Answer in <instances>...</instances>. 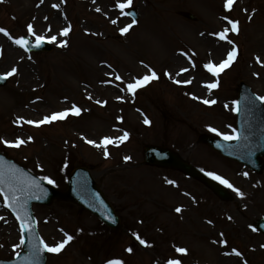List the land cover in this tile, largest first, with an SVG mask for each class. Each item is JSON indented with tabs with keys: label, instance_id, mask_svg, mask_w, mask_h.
<instances>
[{
	"label": "rangeland",
	"instance_id": "374dc122",
	"mask_svg": "<svg viewBox=\"0 0 264 264\" xmlns=\"http://www.w3.org/2000/svg\"><path fill=\"white\" fill-rule=\"evenodd\" d=\"M40 2L0 0V27L9 32L8 36L0 33V74L7 72L3 69L5 57L2 56L7 46L26 56L36 77L34 89L28 92L18 89L16 72L7 76L6 84L0 86V151L36 176L50 177L54 181L51 185L59 189L65 188L73 169L87 168L121 220V228L111 230L68 201L34 205L33 215L41 239L54 245L65 238V232L73 237L59 253L49 252L46 264H106L109 259H118L122 264H167L169 259L179 260L180 264H193L190 259H196L195 264H224L220 254L226 252L237 259L226 258L229 262L225 264H264V236L254 230L255 220L264 217V202L254 200L257 188L264 197V172L255 174L198 141L200 134L233 133L238 81L243 80L259 97H264V0H236L229 9L224 7L225 0H132L130 5L127 0L116 2L115 11L132 25V32L139 37L144 20L154 19L151 50L160 53L159 56L165 51L167 56L164 60L159 57L158 63L152 54L146 53L133 66L119 52L127 36L117 34L98 14L89 13L85 3L78 4L77 0H55V3L64 16L63 26L69 28V39L76 35L74 40L82 44L83 51L72 50L71 46L57 48L54 41L48 42L49 51L41 52H28L15 44L13 40L20 36L32 41L36 36H48L49 29L43 28V24L32 25L34 34L27 30L31 23L30 10ZM118 3L125 7L121 9ZM129 8L137 13L135 24L125 15ZM183 11L196 16V20L181 16ZM45 15L49 19L52 14ZM229 20L238 22L237 34L231 31ZM224 28L229 31L226 39H221L215 33ZM214 36L219 40L214 41ZM215 42L221 47L218 51L213 48ZM233 44L237 52L232 63L216 75L210 73L204 65L209 61L218 65L226 59ZM172 55H177L173 65L187 69L194 77L193 85H179L176 81L184 78L168 74L166 68L171 66ZM98 65L108 77L95 81ZM151 71H155L156 79L134 92L118 96L116 90L128 84L127 77L133 76L129 82L132 83L150 75ZM117 76L121 79H116ZM211 82H216L217 87L209 89L207 84ZM114 96L126 101L116 102ZM193 96L199 98L194 101L200 104H191ZM203 99L215 103L204 104ZM29 100L36 115L21 117L18 132L13 133L17 124L8 110L14 103ZM61 101H68L69 107L79 102L77 107L89 111L80 117L67 115L37 129L26 122L39 119L44 114L39 112L44 109L61 111L65 105ZM89 116L97 117L96 126L91 129L97 130L98 136L107 135L106 132L122 136L126 131L127 139L101 148L87 146L72 130L90 121ZM152 120L160 124L158 137L151 135ZM17 138L24 141L19 147L3 143L15 142ZM153 143L177 151L207 174L214 172L223 177L244 195L238 196L224 184L231 192V199L220 201L208 188L178 171L144 165L142 148ZM105 149L108 156L104 155ZM156 179H162L166 185L162 181H158L162 187L150 185ZM177 207L181 209L179 213ZM181 214H184L183 222L176 221L182 222V226L173 223L174 216ZM0 218V258L8 260L21 250L22 233L5 210L1 195ZM137 235L145 244L137 240ZM173 236L183 239L177 243L186 249L184 253L177 252L179 247L169 243ZM214 237L221 248L215 245ZM13 245L19 247L13 248Z\"/></svg>",
	"mask_w": 264,
	"mask_h": 264
},
{
	"label": "bare ground",
	"instance_id": "6f19581e",
	"mask_svg": "<svg viewBox=\"0 0 264 264\" xmlns=\"http://www.w3.org/2000/svg\"><path fill=\"white\" fill-rule=\"evenodd\" d=\"M81 1L85 3L86 9L89 13L98 14L100 18L104 22H106L108 25H110L117 34L125 35V37L127 36L126 40L123 43H121L119 47V52L123 53V57L125 58V61L129 66H133L134 61H136L138 58H142L144 54L146 53L149 55L152 54L154 58L158 61V63L160 62L158 59L159 57H163V60L165 57H167L165 56L166 55L165 51H164L163 56H159L160 53L153 52L151 50L150 39H152L155 35L154 34L151 35V30H150L151 26L148 23V21H146L139 29L141 37L137 36V34L135 35L134 32H132L133 31L132 27L128 28L126 32L121 33L120 29L127 26L126 21L120 18V15L118 14V12L115 11L116 2H119L121 0H111L109 3H105L104 0H81ZM53 5H56L55 0H41L39 6H35L30 10L29 21L31 22L32 25L36 24L37 26H39L43 24V28L44 27L48 28L49 29L48 37L46 36L44 37H46L47 40H51L50 37L54 36L56 39L53 41L56 43L57 48H64L65 46L66 47L71 46L72 50H75L78 52L83 51L82 44H79L78 41L74 40L76 35H74L69 40L65 39L67 38V34L66 35L62 34V31H61L64 29V26H63L64 16L61 12H58L57 7H54ZM97 9H100V10L97 11ZM45 14H52V15L48 19V17ZM113 21H115V23H113ZM169 23L172 24L170 21ZM214 48L217 49L218 51L221 47L214 46ZM5 50L6 52H4V54L2 55L5 57V60L3 62V69H5V71H9L12 67H15L17 69L15 77H16V85L17 87H19L18 89L21 92H28V91L33 90L34 89L33 87L35 86L36 77L34 76V74L32 73L30 69V64H27L28 61L25 60L26 56L22 53L20 54L18 51L10 47H7V46L5 47ZM174 58H177V55H172L171 57V60H170L171 66H168L169 68H166L167 69L166 71L168 72V74L170 76H173L174 78L177 76H181V79L184 78L183 81H190L189 83H186V84L193 85L195 82L194 77L190 75L187 69L181 66L175 67L173 65ZM166 63H168V61H166ZM124 66L126 65L124 64ZM165 66H163L162 69H164ZM182 69H185L186 71H181ZM95 73L97 75V78L95 79V81H98L99 79L103 80L108 77L107 73L103 71V68L100 65H98V67L96 68ZM132 77H127L128 78L126 79L127 83H129L132 80ZM207 81H205V83H207ZM116 91H117L118 96H121L127 93L128 92L127 85L123 86L122 89H118ZM94 92H97L96 88H94ZM82 93L84 96H89V95H86V94H89L87 92L86 94L84 92ZM118 96L117 97L114 96L117 99L116 102L122 103L126 101V100H119L122 97H118ZM192 98L193 99L191 101L193 102L191 104H194V105L200 104V102H197V100L194 101V99H199V98H196L194 96ZM64 103L65 105H62L61 107L63 110L68 108V106L66 105V103L68 104V101H65ZM80 109H81L80 113L81 112L84 113L88 111L87 109H84V108H80ZM10 111H11V118L17 122L22 120L18 118H21V117L25 118L28 116L30 117L31 115L33 117L36 115L34 111V106L31 103V101H27V102L22 101L20 103H14L12 107H10ZM43 111H47V110L44 109ZM43 111L39 112V114L41 113L49 114L48 111L47 112H43ZM150 127H151V135L158 137L157 134H160V129H161L160 124L157 121L152 120V122L150 123ZM78 130H81V129H78ZM106 133L108 137L112 136L113 138H115V137L121 136L120 133H114L113 135H110L109 132H106ZM82 134L84 137H77V138L84 140V138L86 137L89 139H93V141H96L97 143H99V140H98L99 138L97 135L98 133L95 132V136L92 137L93 136L92 133L89 132L87 129H84L82 131ZM158 181H162V179H159V180L156 179L153 181L156 183L151 182L150 185H153V187H157V188L162 187V183ZM256 191H257V194L254 198L255 202L257 203L264 202V197L261 193L260 188H257ZM10 239H12V236L10 237ZM10 243L11 241L9 242V244ZM217 246L220 247V245H217Z\"/></svg>",
	"mask_w": 264,
	"mask_h": 264
},
{
	"label": "snow or ice",
	"instance_id": "6c2138e0",
	"mask_svg": "<svg viewBox=\"0 0 264 264\" xmlns=\"http://www.w3.org/2000/svg\"><path fill=\"white\" fill-rule=\"evenodd\" d=\"M132 2V0H127V4L130 5ZM233 4V0H225V4H224V7L226 9H229ZM54 7H58V5H53ZM118 7H120L121 9H123L125 7V4L123 3H118L117 4ZM100 9H97V11H99ZM131 13H129L130 15ZM224 19H228L227 16L224 17ZM229 24H231V31L232 32H237L238 31V22L235 21V20H229L228 21ZM113 23H115V21H113ZM136 23V20H133L132 21V24H135ZM132 25L129 24L127 26H125L124 28H121L120 31L121 33L123 32H126L128 30V28H130ZM27 30L29 33H33V26L31 23H29L27 25ZM229 29L228 28H224L222 31L220 32H217L215 33V35L219 36L221 39H226V36H227V33H228ZM68 32V28H65L63 29L62 31V34H67ZM0 33H3L4 35L8 36L9 35V32L3 28V27H0ZM34 34V33H33ZM44 37L43 36H36V46H39L40 43H42L44 41ZM51 40H55L56 38L53 36V37H50ZM13 42L17 45H20L21 47H25L26 44L28 43L27 40H25V38L23 36H20L16 39L13 40ZM229 44H232V41L229 40L228 41ZM236 47L235 45L233 44V46L231 47V49L227 52V57L226 59L222 60L218 65L217 64H213L211 61H209L208 63H206L204 65V67L210 72L212 73L213 75H216L217 73L223 71L226 67H228L232 61L235 59L236 57ZM258 62H259V58H257ZM17 71V69L15 67H12L9 71L3 73V74H0V79H4L5 77L7 76H11L12 74H14L15 72ZM181 71H186L185 69H182ZM157 78V75L155 73V71H151V74L148 75H144L143 77L139 78V79H136L134 82L132 83H128L127 84V90L129 92H134L136 89L146 85L147 83H149L151 80L153 79H156ZM116 79H121L119 76L116 77ZM177 83H181V81H176ZM190 81H183V83H189ZM207 87L209 89H212V88H215L217 87V83L216 82H211V83H208L207 84ZM260 100H264V97H259ZM204 104H214L215 101L214 100H210V99H203L202 101ZM97 103H100L99 101H97ZM235 104V101L233 102ZM80 111L81 109L79 107H77L75 104L72 105V107L70 109H66L64 111H61V112H53L50 116H45L43 118V120H40V121H32V120H29L27 121V123L29 124H42V123H45V122H52L56 119H63L65 118L69 112H71L72 114H75V115H79L80 114ZM233 111H236L235 108H233ZM18 119H22V118H18ZM119 119V117H118ZM145 123H149V121L147 120V118H145L144 120ZM211 131L213 132H216L217 129L215 128H210ZM221 135H223V138L225 140H230V139H237L238 137L236 136L235 134V130H233V133L231 135H229L228 133H221ZM128 137V133L125 131L123 133L122 136H118V137H108V136H105V137H102L100 142L97 143L96 141H93V140H87V143L89 144H92L96 147H100L101 145H107V144H111V143H119L120 141H123L125 139H127ZM28 139H31V137H29ZM3 143L5 144H9L10 146H13V147H19L21 144L24 143L23 140H21L20 138H17L15 140V142H10V141H3ZM104 155L105 156H108L109 153L107 151V149H105V152H104ZM125 160H128L130 159V157H124ZM208 175L212 176L214 179H217L219 180L222 184H225L227 185L229 188H233V185L231 183H229V181H227L226 179H224L223 177L221 176H218L216 175L214 172H209ZM244 175H247V173H244ZM44 180H46L49 184H53L54 181L50 178V177H43ZM5 181L2 177H0V184H4ZM32 185L36 186V187H39V184L36 182V181H32L30 182ZM168 183H174V181H168ZM18 186L16 184H13L12 182H9L8 183V192H5L4 188H0V194H3L4 195V204L8 207H11L14 211L17 212V219L20 221V224H21V232H23V230L25 228H31V224L28 222V220L25 219L24 216H21L19 214V211H18V208H23V205L20 204V201L17 199V191H18ZM43 190V189H41ZM233 190L236 192V194L238 196H243L244 193L238 189V188H233ZM39 198V197H37ZM181 209L179 207L176 208V211L179 212ZM2 219V218H0ZM135 235V234H134ZM64 239L59 241V242H56L54 245H49L48 243H46L43 239H41L39 241V244H40V247H33L32 248V252H31V256H32V259L34 261L37 262L38 264V260H39V253L42 252V251H48V252H51V253H59L65 245H67L72 239L73 237L71 235H69L67 232L64 233ZM137 240H139V242L141 244H145V241L143 239L140 238V236H136ZM24 243V237L23 235H21V238H20V244H23ZM221 243H224V241H221ZM19 247V245H13V248H17ZM128 251H132V249H128ZM177 252H180V253H184L186 251V249L184 248H177L176 249ZM233 252H236V249H233L232 250ZM237 255H239L238 252H236ZM106 264H122V262L118 259H109L106 261ZM167 264H180V261L179 260H173V259H169L167 261Z\"/></svg>",
	"mask_w": 264,
	"mask_h": 264
},
{
	"label": "water",
	"instance_id": "95a60500",
	"mask_svg": "<svg viewBox=\"0 0 264 264\" xmlns=\"http://www.w3.org/2000/svg\"><path fill=\"white\" fill-rule=\"evenodd\" d=\"M243 98L240 101V107L241 111L238 115V138L231 142L226 141H217L211 140V143L213 142L215 146L226 156L234 157L237 159H240L241 161L245 162L246 164H249L251 167L261 170L262 166L259 164L260 155L264 154V111L261 108V104L258 101V99L251 94L250 90L245 87L242 89ZM145 157L147 161L154 162V157H152V153L149 150L145 151ZM157 161V160H156ZM166 162H171V165L181 167L184 169L187 173H190L200 179L205 180L196 170H194L192 167L181 163L179 161H175L173 158L168 159ZM10 163V162H6ZM10 173L1 174L0 177H2L5 181L4 184H0L2 188L7 190L8 192V183L12 182L13 184H16L18 186V191L16 193L17 199L20 201V204L24 205V208L21 210L25 214V210H27L28 206L32 202H48L54 195V190H50V188L46 187L42 182L35 179L33 176L22 170L21 168H18L10 163ZM12 170H14V174L12 173ZM7 174L11 177L13 175L23 177L25 180V185L22 186L21 182L17 180V177L11 180H6ZM36 181L39 184L40 187V194L33 191L30 192L31 187L33 186L30 182ZM209 184L212 186V188L218 192L221 196H226L225 192L222 191L216 183L212 181H208ZM88 187L87 193L89 196L88 198H94V201L98 203L99 205V213L102 215V217H106V215L110 212L106 204L99 200V196L95 190V186L90 183H85ZM43 189V190H41ZM22 193H28L29 196H26L23 198V201L21 200ZM45 194H48L46 197ZM39 197V198H37ZM84 204L87 205L90 208L95 209V207L89 203L90 201L85 198ZM96 210V209H95ZM26 215V214H25ZM112 221V220H111ZM114 221V219H113ZM264 224V223H263ZM43 252V251H42ZM42 252L39 253L40 262L39 264L43 263L42 260ZM19 264H35V261L32 259V256L29 257H23L20 256L16 260ZM4 264V263H3Z\"/></svg>",
	"mask_w": 264,
	"mask_h": 264
}]
</instances>
